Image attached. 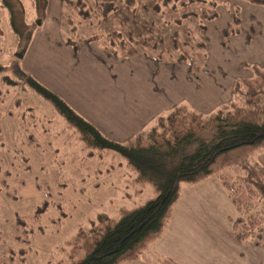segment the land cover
<instances>
[{"label": "trees", "instance_id": "1", "mask_svg": "<svg viewBox=\"0 0 264 264\" xmlns=\"http://www.w3.org/2000/svg\"><path fill=\"white\" fill-rule=\"evenodd\" d=\"M62 1V21H69L74 34L86 21L87 28L95 30L80 44H73L75 55L81 46L95 44L123 62L142 52L157 67L184 64L189 74L210 70L205 65L208 44L202 39L208 34V24L221 16V4L230 13L228 24L221 29V45L227 48L230 39L244 31L237 0ZM243 1L264 6V0ZM0 4L9 7L19 42L31 37L30 11L23 0H0ZM34 4L32 13L46 17L49 1L34 0ZM251 35L246 33L245 41L250 42ZM242 67L250 73L235 79L228 101L210 111L198 110L188 102L176 103L157 115L150 127L118 141L31 73L21 71V77L13 80L0 64V84H21L50 100L88 145L121 153L141 186L151 184L157 194L134 209H124L119 218L100 213L89 228H81L67 243L57 264H122L140 258L166 230L184 185H197L213 176L222 180L239 213L233 221L234 237L254 247L264 246V165L249 156L264 149V62L243 61ZM227 166L239 168L234 180L222 173ZM0 173L5 175L2 181L9 182L10 170L0 166ZM17 222L27 224L22 218ZM68 244L73 245L71 250ZM159 264L179 263L171 259Z\"/></svg>", "mask_w": 264, "mask_h": 264}, {"label": "rangeland", "instance_id": "2", "mask_svg": "<svg viewBox=\"0 0 264 264\" xmlns=\"http://www.w3.org/2000/svg\"><path fill=\"white\" fill-rule=\"evenodd\" d=\"M237 1L242 10L244 35H235L227 48L221 45V29L230 20L229 8L221 4V16L208 24V34L202 39L208 44L206 52L209 55L205 65L210 68L209 78L230 80L245 74L247 67H242L243 61H248V64L264 62V12L260 11H264V6ZM23 3L30 11L28 20L33 32L31 37L25 36L20 42L12 26L9 7L0 4V64L13 80L21 77V71L30 72V66L34 65L37 72L32 69L34 76L39 73L52 82L53 72L59 76L55 70L58 66L45 63L44 51L37 54L33 48L30 54L32 35L45 31L47 19L37 11L32 13V7L36 6L34 0H23ZM64 19L60 36L68 47L80 44L87 35L95 32L87 28L86 21L76 28L74 34V29L68 26L69 21ZM250 32V41L254 40L255 47L244 41L246 33ZM91 47L92 51L95 48L98 54L107 56L95 44ZM168 66H165L166 73L157 85L158 92H165V87L170 94L175 87L182 86L191 90L194 100L192 90H196L193 86L196 73L189 74L184 64ZM59 70L65 72L63 68ZM186 73L191 83L180 84L182 79H186ZM145 77L148 79L147 75ZM64 78L70 81L69 76L64 75L58 79L59 82L61 80L62 83ZM172 81L174 84L178 82L172 85ZM222 81L226 79L221 80L224 84ZM55 84L57 86L48 83V86L66 95L63 87ZM210 85L208 89L213 91V83ZM22 86L0 84V166L11 172L9 177L6 176L9 179L7 183L2 181L5 175L0 173V264H57L63 259L67 243L77 237L81 228H89L100 213L119 218L124 209H134L157 194L151 184L141 186L135 179L136 172L121 153L88 145L78 129L54 109L50 100ZM222 87L221 96L225 99L226 86ZM256 151L258 149L249 155L251 159L257 158ZM238 169L227 166L222 173L234 180ZM186 187L190 186L184 185L181 197L186 194ZM20 218L27 223L25 226L17 222ZM68 246L71 250L73 245ZM23 249L25 252L22 253ZM10 254L13 258L9 257Z\"/></svg>", "mask_w": 264, "mask_h": 264}, {"label": "crops", "instance_id": "3", "mask_svg": "<svg viewBox=\"0 0 264 264\" xmlns=\"http://www.w3.org/2000/svg\"><path fill=\"white\" fill-rule=\"evenodd\" d=\"M48 1L47 27L36 36L32 35L31 50L34 48L37 54L46 52L45 63L58 66L55 70L59 76L52 71V83L39 73L36 78L31 72L33 69L37 73L34 65L29 71L47 86L48 83L62 86L66 95L61 90L57 93L107 136L125 141L142 128H147L157 115L176 103L192 102L193 107L198 106H195L196 109L210 111L231 98L232 86L239 76L230 80L224 77L213 79L207 73L199 72L193 79L196 89L192 90L193 100L191 90L182 86L175 87L174 92L170 91L172 94L165 87L163 90L166 91L159 93L157 85L167 68L164 64L157 67L142 52L123 62L105 51L103 53L107 56L98 54L95 48L92 51V45H83L75 55L74 48L68 47L60 36L64 3L62 0ZM248 44L254 46L255 42L253 40ZM249 73L247 68L243 75ZM64 75H68L70 81L64 78L60 83L58 79ZM184 75L186 79H182L180 84L191 83L188 74ZM222 79H226L222 81L224 84ZM173 82L172 85H175L178 81ZM211 83L213 91L208 89ZM224 85L227 92L225 99L221 96ZM256 155V159L264 165V149H258ZM184 192V197H180L175 204L173 217L164 233L143 251L140 258L122 264H159L171 259L179 264H264V247H253L250 243L238 242L234 237L233 221L239 213L222 180L213 176L200 184L186 187Z\"/></svg>", "mask_w": 264, "mask_h": 264}, {"label": "water", "instance_id": "4", "mask_svg": "<svg viewBox=\"0 0 264 264\" xmlns=\"http://www.w3.org/2000/svg\"><path fill=\"white\" fill-rule=\"evenodd\" d=\"M41 23V21L39 22V24ZM22 56V55H21Z\"/></svg>", "mask_w": 264, "mask_h": 264}]
</instances>
